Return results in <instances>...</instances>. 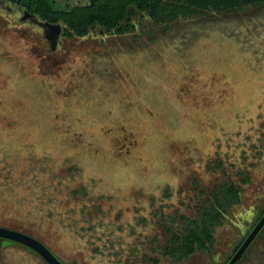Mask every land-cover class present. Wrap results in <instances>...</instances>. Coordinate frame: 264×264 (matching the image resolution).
I'll use <instances>...</instances> for the list:
<instances>
[{"label": "rangeland", "instance_id": "obj_1", "mask_svg": "<svg viewBox=\"0 0 264 264\" xmlns=\"http://www.w3.org/2000/svg\"><path fill=\"white\" fill-rule=\"evenodd\" d=\"M225 182L213 246L172 261L165 227ZM263 210L264 2L82 37L0 3L1 227L63 264H224ZM0 264L48 263L0 239ZM237 264H264V227Z\"/></svg>", "mask_w": 264, "mask_h": 264}, {"label": "trees", "instance_id": "obj_2", "mask_svg": "<svg viewBox=\"0 0 264 264\" xmlns=\"http://www.w3.org/2000/svg\"><path fill=\"white\" fill-rule=\"evenodd\" d=\"M1 2L17 6L26 14L50 25H61L65 37H82L95 30L124 33L139 13L149 16L156 23H169L205 10L223 11L258 5L264 0H88L86 4L64 7H57L51 0ZM239 201V189L232 182L216 187L212 191V201L200 206L195 218H186L185 224L178 229L174 226L165 227L167 240L163 247L164 255L172 261L180 262L197 250L208 251L214 244V230L222 225L228 209ZM239 246H236L224 264H227Z\"/></svg>", "mask_w": 264, "mask_h": 264}, {"label": "water", "instance_id": "obj_3", "mask_svg": "<svg viewBox=\"0 0 264 264\" xmlns=\"http://www.w3.org/2000/svg\"><path fill=\"white\" fill-rule=\"evenodd\" d=\"M46 23V22H45ZM48 26L54 27L56 26L58 28L59 24L57 25H50L46 23ZM264 226V213L261 216V218L258 220V222L255 224L251 232L248 234L246 239L243 241V243L240 245V247L237 249V251L233 254L231 259L227 262V264H236V262L239 260V258L242 256L244 251L247 249V247L250 245V243L253 241L259 230ZM0 239H4L7 241H11L14 243L21 244L27 248L32 249L34 252H36L38 255H40L48 264H63L56 255H54L51 250L47 248L46 245H44L39 240L24 234L22 232L12 230L9 228L1 227L0 226Z\"/></svg>", "mask_w": 264, "mask_h": 264}, {"label": "flooded vegetation", "instance_id": "obj_4", "mask_svg": "<svg viewBox=\"0 0 264 264\" xmlns=\"http://www.w3.org/2000/svg\"><path fill=\"white\" fill-rule=\"evenodd\" d=\"M234 185H235V184H234ZM235 186H236V185H235ZM236 187H237V186H236ZM239 198H240V195H239ZM234 205H235V204H234ZM262 213H264V211H263ZM262 213H261V216L263 215ZM225 214H226V213H225ZM261 216L258 218V220L261 218ZM257 222H258V221H257ZM254 226H255V225H254ZM263 227H264V226H263ZM263 227H262V228H263ZM262 228H261V229H262ZM252 229H253V228H252ZM261 229H260V230H261ZM250 232H251V231H250ZM250 232H249V233H250ZM249 233H248V234H249ZM258 233H259V232H258ZM258 233H257V234H258ZM248 234H247V236H248ZM255 237H256V236H255ZM245 239H246V237H245ZM245 239H244V240H245ZM254 239H255V238H254ZM254 239H253V240H254ZM3 240H4V239H3ZM244 240H243V241H244ZM243 241L240 243V245L243 243ZM251 243H252V242H251ZM251 243H250V244H251ZM249 246H250V245H249ZM249 246H248V247H249ZM239 247H240V246H239ZM239 247H238V248H239ZM248 247H247V249H248ZM247 249H246V250H247ZM246 250H245V251H246ZM236 251H237V250H236ZM236 251H235V252H236ZM245 251H244V253H245ZM235 252H234V253H235ZM244 253H243V254H244ZM243 254H242V256H243ZM242 256H241V257H242ZM168 257H169V256H168ZM241 257H240L239 260L236 262V264L240 261ZM171 260H172V259H171Z\"/></svg>", "mask_w": 264, "mask_h": 264}]
</instances>
